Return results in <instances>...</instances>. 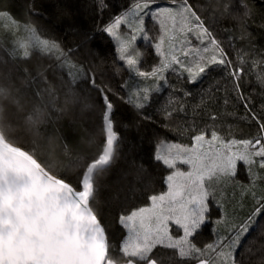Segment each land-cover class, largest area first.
I'll return each mask as SVG.
<instances>
[{
  "label": "trees",
  "instance_id": "16d2710c",
  "mask_svg": "<svg viewBox=\"0 0 264 264\" xmlns=\"http://www.w3.org/2000/svg\"><path fill=\"white\" fill-rule=\"evenodd\" d=\"M132 3L133 0H0V12H7L19 22L17 28H34L41 38L58 45L50 52L32 49L24 58L23 49L13 46L23 34L14 30L17 25L9 27L7 19L0 16V84L10 87L23 106L19 111H10L12 135L17 142L34 150L51 171L76 182L85 163L100 152L105 141V108L100 89L113 104L112 120L119 142L110 165L94 176L91 206L105 228L110 246L115 245L110 251L116 252L126 236L120 215L147 205L151 195L165 188L169 170L154 158L160 141L189 143L188 134H182L180 126L212 123L209 112L217 116L223 131H231L235 138H248L256 132L251 120L240 119L248 114V109L238 99L233 78L219 67L210 68L197 83H187L184 77L168 72L167 85L153 92L143 108L134 107V101L128 102V68L117 56L113 38L104 28L115 16L129 10ZM194 3L230 59L244 62L247 74L239 81V91L250 108L260 114L264 111V90L257 83V76L264 64L254 66L253 61L264 60V0ZM158 4L165 6V0H158ZM155 35L152 26L150 38L140 40L134 49L138 67L143 71L158 64L155 41L151 39ZM61 52L64 56H60ZM64 67L75 73L74 78ZM93 81L100 88L94 87ZM180 104L184 112L172 111ZM167 111H172V115L165 119ZM29 113L35 119L31 128L26 125ZM256 175L253 187L245 166L240 164L236 183L215 193V200L209 201L210 218L195 238L199 246L226 236L233 224L249 216L256 200L264 195L258 169ZM262 241L264 215L256 218L236 249L237 259L244 264L254 262L264 247ZM171 252L159 246L154 250L163 264H172ZM211 255L215 259V254Z\"/></svg>",
  "mask_w": 264,
  "mask_h": 264
},
{
  "label": "snow or ice",
  "instance_id": "6c2138e0",
  "mask_svg": "<svg viewBox=\"0 0 264 264\" xmlns=\"http://www.w3.org/2000/svg\"><path fill=\"white\" fill-rule=\"evenodd\" d=\"M0 16L9 21V27L19 26L7 12H0ZM149 18L154 29L158 26L151 39L159 61L150 71H143L137 67L138 54L129 53L137 33L146 40L150 38V30L146 29ZM122 26L131 30L127 39L121 35ZM25 30L38 50L58 49L54 41L40 38L36 29L25 26ZM104 31L118 42L120 59L129 69L155 82L132 93L134 107L143 108L153 91L167 85L168 72L184 77L187 83H197L210 68L219 67L233 78L238 99L248 109L240 119L251 120L256 132L248 138H235L231 131L225 133L217 116L209 112L212 123L180 126L179 131L188 134L189 143L160 141L154 158L170 170L165 176L166 190L151 195L148 205L120 215L119 222L127 229L126 239L118 252L110 251L115 245L110 246L91 199L94 172L109 164L117 139L111 100L103 95L106 139L101 150L85 163L84 171L73 182L51 171L34 150L17 142L12 135L10 111H19L23 106L10 87L0 84V264H163L159 254H154L158 246L172 250V264H244L237 259L236 249L256 218L264 215V195L256 200L249 216L233 224L226 236L204 246L195 240L210 218V198L215 200L218 190L236 183L240 164L245 166L253 187L258 169L264 186V111L257 114L239 91V81L247 74L244 62L230 59L222 42L206 26L194 0H165V6H159L158 0H133L131 8L115 16ZM19 47L27 58L29 44L20 43ZM259 64L264 60L253 61L254 66ZM257 83L264 90V70L257 76ZM172 111L185 109L180 104ZM172 111L166 112L165 119ZM26 125H35L33 114L27 115ZM250 264H264V247Z\"/></svg>",
  "mask_w": 264,
  "mask_h": 264
},
{
  "label": "rangeland",
  "instance_id": "374dc122",
  "mask_svg": "<svg viewBox=\"0 0 264 264\" xmlns=\"http://www.w3.org/2000/svg\"><path fill=\"white\" fill-rule=\"evenodd\" d=\"M131 8V7H130ZM6 23L8 24L9 23V21L8 20H6ZM153 26V23H151V20H150V18H149V21H148V24H147V27H146V29H148V30H150L151 31V27ZM14 27V30L15 31H17L18 32V30L19 31H21V33L23 34V37L22 38H20V39H18L16 42H13V46L14 47H19V45H20V43H28L29 44V48H28V52H31V50L32 49H35L36 47H33L32 45H33V43H34V41H32V40H29L28 39V33L26 32V30H25V26H21L22 28H17V26H13ZM154 27V26H153ZM155 29H157V27L155 28ZM130 29H127V27L126 26H122L121 27V29H120V32H121V35H122V37L124 38V39H127L128 37H129V35H130ZM41 38V37H40ZM43 39V38H42ZM142 39H144L143 38V36L141 35V34H139V33H137V39L132 43V45L130 46V53L129 54H131V55H136L135 53H134V49L137 47V43L140 41V40H142ZM193 40H194V37H193ZM113 41H114V44H115V48H116V53H117V56L119 57V59H120V55H121V53H120V51H119V44H118V42L117 41H115L114 39H113ZM194 42H195V40H194ZM20 48V47H19ZM37 49V48H36ZM122 61H124L125 63H126V61L125 60H122ZM74 64V63H73ZM126 65H127V63H126ZM78 65H75L74 64V67H77ZM137 67H138V65H137ZM65 68V67H64ZM127 68H128V72H129V76H128V78H127V80H126V82H125V84H126V87H127V90H128V95H129V99H132L134 102H135V97H133V95H132V93H135V92H138L139 90H142V89H144L145 87H147V86H149V85H153L155 82L151 79V78H148V79H145V78H142V77H139L134 71H132L131 69H129V67H128V65H127ZM66 70H67V72L69 73V75L71 76V77H73L74 78V76H75V73H73L69 68H65ZM80 69H81V67H80ZM82 70V69H81ZM166 75V74H165ZM129 83H131V84H129ZM160 84H162L163 83V81H161V82H159ZM132 85H133V87H132ZM153 92H156V91H153ZM152 92V93H153ZM151 93V94H152ZM141 95H142V92H141ZM168 142H177V141H168ZM157 147H158V145H157ZM156 151H157V148H156ZM113 160V159H112ZM181 167H184V166H181ZM170 171V170H169ZM168 173V172H167ZM95 176V175H94ZM94 179V178H93ZM166 190V184H165V188L161 191V192H159V193H157V194H161L162 192H164ZM234 191V190H233ZM232 191V192H233ZM210 200H212V198H210ZM149 204V203H148ZM147 204V205H148ZM125 228V227H124ZM125 230H126V235H127V229L125 228ZM182 234V233H181ZM124 239H126V236H125V238Z\"/></svg>",
  "mask_w": 264,
  "mask_h": 264
},
{
  "label": "water",
  "instance_id": "95a60500",
  "mask_svg": "<svg viewBox=\"0 0 264 264\" xmlns=\"http://www.w3.org/2000/svg\"><path fill=\"white\" fill-rule=\"evenodd\" d=\"M92 85H93L94 87H96V88H100L99 86L95 85L94 83H92ZM100 90H101V89H100ZM103 95H105V93H104V91H103V92L101 91V97H102V100H103ZM103 105H104V108H105L104 101H103ZM104 112H105V111H104ZM113 113H114V107H113L112 112H111V119H112ZM103 126H104V122H103ZM113 128H114V124H113ZM114 131H115V129H114ZM104 132H105V131H104ZM115 133H116V135H117V139H116L115 144H114V151H113L112 159H113V157H114L115 147H116V145H117L118 142H119V135L117 134L116 131H115ZM105 139H106V133H105ZM112 159H111V161L109 162L108 165H106V166H102V167H99V168L94 172V175H95L96 172L99 171L100 169H103V168H106L107 166H109L110 163L112 162ZM94 175H93V178H94ZM106 236H107V235H106Z\"/></svg>",
  "mask_w": 264,
  "mask_h": 264
}]
</instances>
